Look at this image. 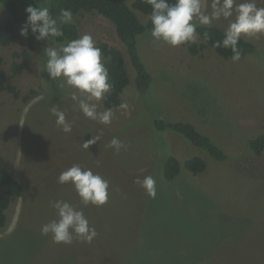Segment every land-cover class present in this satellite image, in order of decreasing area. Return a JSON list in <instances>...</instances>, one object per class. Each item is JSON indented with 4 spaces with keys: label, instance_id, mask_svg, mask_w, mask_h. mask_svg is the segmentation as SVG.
Instances as JSON below:
<instances>
[{
    "label": "rangeland",
    "instance_id": "obj_1",
    "mask_svg": "<svg viewBox=\"0 0 264 264\" xmlns=\"http://www.w3.org/2000/svg\"><path fill=\"white\" fill-rule=\"evenodd\" d=\"M132 1L126 0L129 6ZM134 11L146 22V15ZM4 15L0 3V18ZM73 21L80 35L91 34L96 45L106 41L123 53L130 82L120 105L128 108L112 109L110 125L84 117L72 99L79 93L43 71L47 43H36L26 69L7 82L17 97L0 92L2 166L23 186L21 196L8 197L0 264H264V150L257 155L249 145L264 134V54L236 63L208 47L190 54L188 44L170 47L153 40L148 29L136 38L151 75L147 89L139 93L128 53L109 21L85 11ZM226 24L213 25L224 29ZM254 39L264 51V36ZM23 47L21 36L9 46L0 45L4 73H9L12 52ZM53 106L65 112L71 133L57 127ZM104 110L101 100L97 111ZM157 116L193 123L228 150V159L215 160L180 134L155 130ZM91 136L100 140L82 148ZM113 137L126 149L106 147ZM164 152L181 164L172 181L163 178L159 166ZM193 156L205 160L204 172L192 174L183 167ZM74 164L110 181L105 205L85 207L70 184L57 183L59 174ZM147 175L156 180L154 199L134 183ZM55 200L83 210L98 233L90 244H57L50 235H41V226L55 218Z\"/></svg>",
    "mask_w": 264,
    "mask_h": 264
},
{
    "label": "clouds",
    "instance_id": "obj_2",
    "mask_svg": "<svg viewBox=\"0 0 264 264\" xmlns=\"http://www.w3.org/2000/svg\"><path fill=\"white\" fill-rule=\"evenodd\" d=\"M150 6L151 27L148 35L156 41L170 47L195 43L198 39L208 41L211 36L207 30L197 32L198 27L211 28L214 23L226 21L221 39L213 41V48L230 49L233 63L239 62L242 53L238 47L241 37L259 38L264 36V0H145ZM24 12L26 19L20 26L19 35L27 38L31 34L34 39L45 41L43 49L46 62L43 71L48 78L60 79L66 85L79 93L72 99L77 101L76 107L84 117L110 125L113 118L111 108L97 111L98 102L111 91L112 84L109 72L102 61V52L96 46L91 34L84 33L58 47L48 46L50 40L63 37V25L73 23V12L61 9L59 16L54 18L47 6L33 7L28 5ZM121 109H127L123 103ZM51 113L55 116V124L67 134L72 131V123L66 119L65 112L53 106ZM100 136H91L82 143V148L88 150L97 144ZM106 147L119 152L126 149V144L113 137ZM57 183L70 184L83 206L89 204L100 207L109 199L110 181L91 168H83L74 164L62 171L57 177ZM139 185L150 198L156 196V180L147 175L136 178ZM55 210V218L41 226V235L51 236L53 243L67 244L73 240L90 244L98 235L95 227L90 226L82 209L65 200L51 202Z\"/></svg>",
    "mask_w": 264,
    "mask_h": 264
},
{
    "label": "trees",
    "instance_id": "obj_3",
    "mask_svg": "<svg viewBox=\"0 0 264 264\" xmlns=\"http://www.w3.org/2000/svg\"><path fill=\"white\" fill-rule=\"evenodd\" d=\"M5 9V15L0 18V45L9 46L19 35L20 26L26 19L24 9L28 5L33 7L47 6L50 14L56 18L59 16L61 9H70L74 15L81 12H96L98 15L107 19L112 25L114 32L119 41L125 46L128 53L130 63L134 69V85L139 93L145 91L151 81V75L145 68L141 60L136 46V38L138 35L150 29L151 22L149 14L150 6L145 0H133L129 6L126 0H0ZM147 16L146 22H141L135 11ZM63 37L55 38L58 44L65 43L68 40L78 38L79 25L73 21L70 25H63ZM207 30L211 39L201 44L191 43L187 45L190 54H198L201 50L208 47L211 48L218 56L224 59H230L232 53L230 49L213 48V41L221 39L223 29L217 26L205 29L198 27L197 32L202 33ZM37 41L29 34L27 38L23 37L24 47L20 51H14L11 54V62L9 73L6 74L0 69V92L9 91L14 97H17L15 87L8 85L7 82L21 74L31 60V53L36 49ZM101 49L102 61L108 69L109 80L112 84L111 91L107 93L102 100V105L106 109H114L121 103V95L130 82V77L125 66V60L121 50L106 42L99 41L96 45ZM238 47L242 53L241 59L257 55L261 57L264 51L260 44L254 38L241 37ZM261 55V56H260ZM2 59L0 58V64ZM153 127L155 130L165 133L172 131L180 134L191 144L204 149L213 159L224 161L228 159V150L219 147L212 139L202 133L193 123L182 120H170L166 118L156 117L153 119ZM249 145L254 154H261L264 150V134L250 139ZM163 178L167 181L174 180L181 171V164L175 155L166 153L162 155ZM183 167L192 174H199L205 171L207 165L203 158L193 156L183 162ZM0 228L6 223V209L9 206V196H21L23 194V186L9 170L2 166V157L0 156Z\"/></svg>",
    "mask_w": 264,
    "mask_h": 264
}]
</instances>
